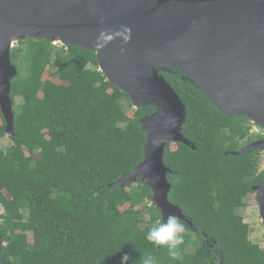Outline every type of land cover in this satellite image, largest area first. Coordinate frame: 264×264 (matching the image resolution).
Listing matches in <instances>:
<instances>
[{
  "label": "trees",
  "instance_id": "obj_1",
  "mask_svg": "<svg viewBox=\"0 0 264 264\" xmlns=\"http://www.w3.org/2000/svg\"><path fill=\"white\" fill-rule=\"evenodd\" d=\"M11 60L14 134L0 106V138L12 139L0 146V264H119L122 252L130 264L149 253L157 264H264L240 213L263 182V150L233 153L263 139L261 125L218 110L184 71L163 73L185 103L189 140L164 152L169 200L192 221L181 219L182 258L173 260L145 239L162 220L146 181L113 185L144 160L141 119L156 107L135 108L93 50L23 38Z\"/></svg>",
  "mask_w": 264,
  "mask_h": 264
},
{
  "label": "water",
  "instance_id": "obj_2",
  "mask_svg": "<svg viewBox=\"0 0 264 264\" xmlns=\"http://www.w3.org/2000/svg\"><path fill=\"white\" fill-rule=\"evenodd\" d=\"M23 38L95 51L100 70L135 108L156 107L141 119L144 160L113 185L144 179L162 219L171 213L192 224L169 200L165 147L189 140L181 130L185 103L164 72L184 71L218 110L264 129V0H0V106L8 134L15 133L11 89L18 71L11 50ZM255 149L264 151V138L233 153ZM253 190L264 220V179Z\"/></svg>",
  "mask_w": 264,
  "mask_h": 264
},
{
  "label": "clouds",
  "instance_id": "obj_3",
  "mask_svg": "<svg viewBox=\"0 0 264 264\" xmlns=\"http://www.w3.org/2000/svg\"><path fill=\"white\" fill-rule=\"evenodd\" d=\"M185 224L175 214H168L159 223L152 224L145 233V239L155 246L166 247L173 260L182 258L180 245L184 243ZM133 260L129 252H122L119 264H130ZM140 264H157L150 253L139 257Z\"/></svg>",
  "mask_w": 264,
  "mask_h": 264
},
{
  "label": "rangeland",
  "instance_id": "obj_4",
  "mask_svg": "<svg viewBox=\"0 0 264 264\" xmlns=\"http://www.w3.org/2000/svg\"><path fill=\"white\" fill-rule=\"evenodd\" d=\"M59 40V39H56ZM55 40V41H56ZM45 78L51 77L49 71L44 75ZM19 100V98H18ZM254 132H261L262 129L258 126H254ZM264 132V129H263ZM12 143V139L9 136L0 138V146H7ZM172 147H175V143H172ZM262 169H264V151H263ZM247 207L241 209L240 213L244 216L245 222L251 227V239L254 242L260 243L264 247V220L260 215V205L256 192H251L247 198ZM32 240V236L30 237Z\"/></svg>",
  "mask_w": 264,
  "mask_h": 264
},
{
  "label": "bare ground",
  "instance_id": "obj_5",
  "mask_svg": "<svg viewBox=\"0 0 264 264\" xmlns=\"http://www.w3.org/2000/svg\"><path fill=\"white\" fill-rule=\"evenodd\" d=\"M16 34H17V33H16L14 30L11 31L10 37H11V40H12V41L18 38ZM262 219H263V218H262Z\"/></svg>",
  "mask_w": 264,
  "mask_h": 264
},
{
  "label": "built area",
  "instance_id": "obj_6",
  "mask_svg": "<svg viewBox=\"0 0 264 264\" xmlns=\"http://www.w3.org/2000/svg\"><path fill=\"white\" fill-rule=\"evenodd\" d=\"M52 42H53L54 45H65L60 40H56V41L52 40Z\"/></svg>",
  "mask_w": 264,
  "mask_h": 264
}]
</instances>
